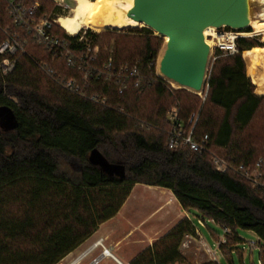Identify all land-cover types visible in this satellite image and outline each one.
<instances>
[{"label": "trees", "instance_id": "trees-1", "mask_svg": "<svg viewBox=\"0 0 264 264\" xmlns=\"http://www.w3.org/2000/svg\"><path fill=\"white\" fill-rule=\"evenodd\" d=\"M40 1L42 12L59 11L50 0ZM8 26L16 29L0 0V44ZM56 31L66 33L58 25ZM131 31L140 37L113 35L106 49L88 33L100 48L101 62L112 55L116 64L138 65L145 76L143 91L131 84L123 94L115 82H93L88 93L107 96L108 106L56 85L36 63L51 61L42 47L27 45L8 76L0 69V108L15 119L14 130L0 129V264H60L116 216L136 184L169 189L182 208L230 227L233 235L224 250L238 242L239 229L254 232L264 258V192L235 173L220 172L207 153L188 146L171 149L167 117L178 108L186 131L196 118L193 136L208 135L211 150L230 162L264 161V123L259 126L257 120L264 96L255 92L243 59L259 43L238 38V52L217 57L205 96L195 100L183 98L157 74L162 37L148 28ZM54 65L68 76L78 75L64 64ZM93 153L123 166L122 174L103 169L92 161ZM61 157L69 166H62ZM195 230L193 221L183 218L130 264L181 260L180 244Z\"/></svg>", "mask_w": 264, "mask_h": 264}, {"label": "built area", "instance_id": "built-area-1", "mask_svg": "<svg viewBox=\"0 0 264 264\" xmlns=\"http://www.w3.org/2000/svg\"><path fill=\"white\" fill-rule=\"evenodd\" d=\"M5 4L6 12L12 20L13 27L16 29H11L10 26L6 27L4 31L7 34V39L0 44V56H2L0 69L4 76H8L14 71L19 56L27 54L26 47L32 44L44 48L50 54L51 61L38 58L36 63L56 85L71 94L89 98L100 106H108V98L101 93H88L89 86L95 81L117 83L119 85V94H123L131 84L140 91L144 90L145 76L138 65L116 64L112 55L101 62L100 48L97 44L90 41L87 32L85 31L82 34L79 32L75 35H71L67 31L65 34L58 33L56 26L58 25L62 28L59 22L61 14L57 11H52L51 13L42 12L40 0H5ZM210 28V33L205 36L207 43L210 41L208 43L210 45V54L213 55L214 59H217L219 55H232L238 52L237 39L243 37L240 30L227 26ZM54 63L64 64L75 70L78 75L68 76L56 68ZM166 80L170 83L168 79ZM167 117L171 125L168 140V145L171 149L188 146L193 151L207 153L211 156L220 172L235 173L246 179L252 187L264 192L263 160H259L252 166L230 162L211 150L208 135H205L200 140L193 136L196 118L190 131H186L178 108L171 110ZM211 221L215 222L214 220ZM201 223L203 224L205 221L201 220ZM217 225L221 229V234L215 240V246L217 250H222V246L228 244L229 237L233 235V232L226 225ZM196 235L201 238L202 245L206 247L207 252L211 253L215 258L217 250L212 251L207 246L206 241L197 229L195 230ZM187 237L190 239L183 242V247H187L191 239L194 238L193 235H187ZM237 237V245L242 242H248L251 251L257 250L259 252V264H264L262 256L263 243L260 238L257 236V240L245 241L239 233H237ZM99 248L100 251L97 255L90 256ZM113 250V246L107 245L105 238L100 237L68 264H100L104 258L113 257ZM235 250L239 251V246ZM242 252H244L243 249Z\"/></svg>", "mask_w": 264, "mask_h": 264}, {"label": "rangeland", "instance_id": "rangeland-1", "mask_svg": "<svg viewBox=\"0 0 264 264\" xmlns=\"http://www.w3.org/2000/svg\"><path fill=\"white\" fill-rule=\"evenodd\" d=\"M49 4L52 5L53 7H58L59 11L57 12H59L61 16H66L71 12L72 8L76 5V1L50 0ZM251 5L254 13L253 22H255V26L250 25L247 29L240 30V32H242L243 37H250L254 39L256 42H258L260 46L257 47L263 48L264 32L260 31L258 22L264 20V0H252ZM51 12L47 11V13H51ZM137 28H148L152 30L151 28L147 27L145 24L136 27L128 26L125 28H106L100 32L85 27L80 31V34L84 33L85 31L88 34L91 31V33L97 35L98 43L100 45H105L106 46L105 49H106L107 46L113 43V40L111 39L113 35L115 37L112 38L124 36L125 34H129L135 37H140L139 33L131 31V29L135 30ZM152 31L154 32L155 36L162 37L163 39V44L159 51L158 66H157V72L159 75H161L159 71L160 60L163 56V51L166 48L167 38L154 30ZM88 36L91 42L96 43L93 37H90L89 34ZM138 45L141 46V43L138 42ZM243 59L246 64V71L248 75V65L246 63L245 58ZM215 60L216 59H214L213 55L210 54L206 78L207 75L209 74V71H211V69L213 68ZM263 73H264V69L259 68L255 72V75L253 74L252 76L251 75L248 76L250 77L252 83L256 87L255 92L259 95L264 96V92H263L264 80L261 78ZM161 77L164 76L161 75ZM169 81L174 88L182 91V96L185 99L187 97H190V98H195V100L197 99L201 100L205 96V92L207 89L206 87H204L203 91L198 93V92H194L193 90L184 88L183 86L171 80ZM258 86H260V88ZM257 120L259 126H261L262 123H264V109L261 111L260 117ZM14 128H15V119L13 113L7 108H0V129H3L5 131H12L14 130ZM61 163L63 167L69 166L68 158L61 157ZM157 189L158 188L144 184L135 185L134 189L132 190L133 192H131L132 193L131 197L129 198L125 207H123L122 209V213H120L118 218L110 222L109 225L105 226V228L109 229V231L111 232L110 235L104 236L105 243L107 245L113 246V248H115L113 250V253L118 257L123 258L126 264L131 263L132 260H129V258H131L133 255H138L140 252L150 247L157 240L154 239L155 236L154 231L156 228L164 225V223L166 222L163 220V215L169 212H171L172 215L174 214L173 212L174 207L171 204H168L169 210H167V212L165 211V213L158 214V211L156 209L159 203L163 200L164 194L161 191H158ZM195 215H197V213ZM173 216L175 217V215ZM175 222L176 220L174 219L173 224ZM105 228L100 230V232L97 234H95L96 233L95 232L94 233L95 235L93 234L76 251L66 256L60 264H68L74 257L80 255L94 241L102 237L101 235H104L106 233L104 232ZM166 230L163 231V233L166 232ZM213 230L217 234H221V229L213 228ZM239 234L245 241L257 240V235L252 231L239 229ZM201 235L203 239L206 241L207 246L210 247L212 251L217 250L215 246V239L207 228L201 230ZM193 236L194 238L191 239V242H189L187 247H183V242L189 240L190 238L187 237V235L183 238L179 248L183 258L179 261H176L173 264H259L260 263L259 252L257 250L251 251L249 249L248 242L240 243L239 245V249L241 250V251L239 250L240 252L238 250H235L230 253H225L222 250H217L216 257L214 258V256H212L211 253L207 252L206 247L202 245L201 238L197 235L196 236L193 235ZM242 249L244 250V252H242ZM99 251L100 248L96 249L90 256L97 255ZM100 264H117V263L112 258H104Z\"/></svg>", "mask_w": 264, "mask_h": 264}, {"label": "water", "instance_id": "water-1", "mask_svg": "<svg viewBox=\"0 0 264 264\" xmlns=\"http://www.w3.org/2000/svg\"><path fill=\"white\" fill-rule=\"evenodd\" d=\"M134 5L145 25L167 38L161 74L198 93L204 89L210 56L205 30L223 26L244 30L251 23L250 0H134ZM91 159L111 174L124 170L98 153Z\"/></svg>", "mask_w": 264, "mask_h": 264}, {"label": "bare ground", "instance_id": "bare-ground-1", "mask_svg": "<svg viewBox=\"0 0 264 264\" xmlns=\"http://www.w3.org/2000/svg\"><path fill=\"white\" fill-rule=\"evenodd\" d=\"M75 1L76 5L72 8L71 12L66 16H61L59 19L61 26L71 35L79 33L85 27L100 32L106 28L136 27L145 24L142 16H139L141 11L135 7L134 0ZM250 3L252 4V0H250ZM251 4L250 25H252L254 20ZM258 26L260 31L264 32V20L259 21ZM210 31L211 28H207L204 32L205 35L209 34ZM208 43H210V41H208ZM243 56L248 65V75H255V72L259 68L264 69V47H254L250 50H246ZM261 78L264 80V73ZM258 87L260 88V86ZM118 260L122 264H125L122 260Z\"/></svg>", "mask_w": 264, "mask_h": 264}, {"label": "crops", "instance_id": "crops-1", "mask_svg": "<svg viewBox=\"0 0 264 264\" xmlns=\"http://www.w3.org/2000/svg\"><path fill=\"white\" fill-rule=\"evenodd\" d=\"M137 185V184H136ZM151 187H155V188H158L157 190L158 191H161L164 195H163V200L159 203L158 207H157V211H158V214H161V213H165V211L167 212V210H169L168 208V204H171L173 207H174V214L175 217L171 214V212L169 213H165L163 215V220L166 221L164 223V225L162 226H159L158 228L155 229L154 231V239H158V237H162L164 236L167 232H169L180 220H182L183 218H189L190 220L193 221L194 225L196 226V229L200 232V235H201V230L202 229H205L207 228L210 233L212 234V236L214 237L215 240H217L220 236V234H216L215 235V232L213 230V228L215 229H220L217 225V223L211 221V219H204L201 215H199L195 210L193 211H190V210H186L184 208H182L181 204L179 203V201L176 199L175 195L173 194V192L169 189H165V188H160V187H157V186H151ZM134 189V188H133ZM133 192V191H132ZM132 194V193H131ZM131 194L130 196L128 197V199L126 200V202L124 203V205L122 206L121 210L116 214V216H114L113 218H111L110 220L102 223L95 234L99 233L100 230H102L103 228H105L106 225H109L110 222H112L113 220H115L116 218H118V216L120 215V213H122V209L123 207H125V205L127 204L129 198L131 197ZM171 208V207H170ZM172 212V213H173ZM193 213H197V215L193 214ZM176 220V222L173 224L174 222V219ZM173 220V221H172ZM201 220H204L205 223H201ZM168 222V223H167ZM172 224V225H171ZM109 228V227H108ZM168 228V229H167ZM167 229V230H166ZM163 233V231H165ZM104 232H106L104 235H101L102 237L106 236V235H110L111 232L109 231V229H104ZM164 235H163V234ZM94 234V235H95ZM100 237V236H99ZM238 243H234L233 245L229 246L228 248H226L225 250L222 249V251H224L225 253H230V252H233L234 249H236L239 245H237ZM115 249V248H114ZM120 249V248H119ZM240 252V251H239ZM136 255H133L131 258H129V260H132L133 258H135ZM112 259L117 263V264H120L116 259H120L122 260L123 262L125 260H123V258H120L118 257L117 255H115L113 253V257ZM127 260V261H129ZM125 263V262H124ZM126 264V263H125Z\"/></svg>", "mask_w": 264, "mask_h": 264}]
</instances>
